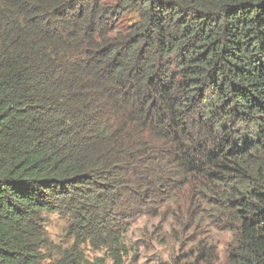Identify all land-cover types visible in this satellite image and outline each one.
<instances>
[{"label": "trees", "instance_id": "obj_1", "mask_svg": "<svg viewBox=\"0 0 264 264\" xmlns=\"http://www.w3.org/2000/svg\"><path fill=\"white\" fill-rule=\"evenodd\" d=\"M168 211L169 264H216L208 218L264 264V0H0V264H137Z\"/></svg>", "mask_w": 264, "mask_h": 264}, {"label": "rangeland", "instance_id": "obj_2", "mask_svg": "<svg viewBox=\"0 0 264 264\" xmlns=\"http://www.w3.org/2000/svg\"><path fill=\"white\" fill-rule=\"evenodd\" d=\"M47 219V232L54 244L68 246L74 241L69 232L71 226L68 219L56 213L48 214ZM200 231V238L211 241L216 248V264L224 263L233 241V233L216 226L210 218ZM198 233V230H187L177 222V215H171L168 211L165 215H145L133 220L125 241L135 249L132 260H137V264H169L176 257L191 251ZM82 247L91 258L104 253L86 244Z\"/></svg>", "mask_w": 264, "mask_h": 264}]
</instances>
